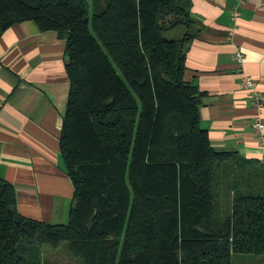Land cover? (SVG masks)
Returning a JSON list of instances; mask_svg holds the SVG:
<instances>
[{"label":"trees","instance_id":"obj_1","mask_svg":"<svg viewBox=\"0 0 264 264\" xmlns=\"http://www.w3.org/2000/svg\"><path fill=\"white\" fill-rule=\"evenodd\" d=\"M191 0H0V35L34 21L66 39L59 140L73 185L64 223L21 215L0 178V264H42L66 242L83 264H232L264 255V165L216 150L184 80ZM87 19V20H86ZM184 28L180 37L174 36ZM226 180L231 213L217 216Z\"/></svg>","mask_w":264,"mask_h":264},{"label":"crops","instance_id":"obj_2","mask_svg":"<svg viewBox=\"0 0 264 264\" xmlns=\"http://www.w3.org/2000/svg\"><path fill=\"white\" fill-rule=\"evenodd\" d=\"M238 0H191L194 38L186 51L184 80L203 94L200 124L212 146L264 165V0H246L233 39L231 13ZM184 28L174 36L180 37ZM66 39L34 21L0 35V178L16 193L17 211L46 223H64L73 185L59 140L69 92ZM244 61L237 66L236 51ZM243 77L262 95L253 107ZM259 114L262 133L252 127ZM264 256V255H261ZM260 257V256H258Z\"/></svg>","mask_w":264,"mask_h":264},{"label":"rangeland","instance_id":"obj_3","mask_svg":"<svg viewBox=\"0 0 264 264\" xmlns=\"http://www.w3.org/2000/svg\"><path fill=\"white\" fill-rule=\"evenodd\" d=\"M226 180L218 182L215 187L217 216L224 220L231 213V197L226 188ZM44 257L42 264H83V261L70 253L66 242H62L58 248H52L47 244L42 245ZM232 264H264V256L253 254H237L232 259Z\"/></svg>","mask_w":264,"mask_h":264},{"label":"built area","instance_id":"obj_4","mask_svg":"<svg viewBox=\"0 0 264 264\" xmlns=\"http://www.w3.org/2000/svg\"><path fill=\"white\" fill-rule=\"evenodd\" d=\"M245 2H246V0H238V4L236 5V7L234 8V10L231 13L230 18H231L233 25L230 28V30L228 31L229 32L228 38H230V39H233V37H234V31H235V28L237 25V20L240 17L241 8H242V6H244ZM235 60H236L237 66L242 65V63L244 61V57H243V54L240 50L236 51ZM242 85L248 90L249 96L252 99L253 107H255L257 110H259L262 107V95H261L260 91L254 85L252 79L249 77H243ZM252 127H253L254 132L257 135H261L263 126H262V121L260 119L259 114L254 118V120L252 122Z\"/></svg>","mask_w":264,"mask_h":264},{"label":"water","instance_id":"obj_5","mask_svg":"<svg viewBox=\"0 0 264 264\" xmlns=\"http://www.w3.org/2000/svg\"><path fill=\"white\" fill-rule=\"evenodd\" d=\"M87 20V19H86Z\"/></svg>","mask_w":264,"mask_h":264}]
</instances>
